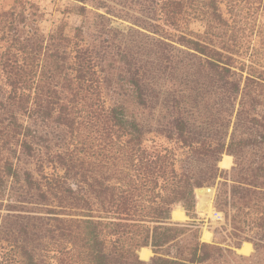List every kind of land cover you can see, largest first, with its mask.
Returning <instances> with one entry per match:
<instances>
[{
    "label": "trees",
    "instance_id": "trees-1",
    "mask_svg": "<svg viewBox=\"0 0 264 264\" xmlns=\"http://www.w3.org/2000/svg\"><path fill=\"white\" fill-rule=\"evenodd\" d=\"M74 1V37L64 23L44 34L30 0L0 11V264H204L222 249L197 241L187 254H158L185 234L174 208L194 218L195 190L215 184L235 248L251 243L257 256L264 66L241 58L244 0ZM90 1L135 28L98 30ZM117 86L151 119L109 102ZM150 132L188 158L179 165Z\"/></svg>",
    "mask_w": 264,
    "mask_h": 264
},
{
    "label": "rangeland",
    "instance_id": "rangeland-1",
    "mask_svg": "<svg viewBox=\"0 0 264 264\" xmlns=\"http://www.w3.org/2000/svg\"><path fill=\"white\" fill-rule=\"evenodd\" d=\"M30 1L37 4L40 8L42 13L40 28L44 34L54 31L58 26L64 23L66 25L65 33L70 37H74L76 34V28L82 25L83 17H80L77 14V9L83 5L80 2L74 0ZM96 1L102 2L103 0ZM14 2L15 0H0V11L8 10L14 5ZM107 4L113 6V4H110L109 2H107ZM86 8L90 12H95L96 14H101L103 16V18L97 20L94 19L96 22L95 26L98 30H102L103 26L104 28L108 27V25L112 27L113 23L122 25V30L114 28L122 32H127L129 29L135 28L130 22L110 15H105L103 9L97 10L96 8L98 7L95 1L87 2ZM237 15L240 31H244L241 44V50L243 52L241 56V58H243L242 60L247 61L248 64V59L251 56L255 62L264 66V0H244L241 7L238 9ZM88 17L94 18L92 17V14H89ZM192 28L199 29L197 24L192 25ZM111 96V101L109 102H112V100L121 102L124 105L128 116H135L141 118L143 121L151 119L149 112L134 105L122 89L118 88L117 90H114ZM147 138L150 140H156L164 146L174 147L176 149L179 165L182 164L181 161L188 158L187 154L183 150L179 149L177 145L166 140L163 136L158 135L155 132L148 133ZM224 156L228 155H223L220 162L224 160ZM228 157H230V163L228 165H220L219 162L218 166L220 168L229 170L232 167L233 157ZM205 188L212 189V192L210 193L207 210L202 211L199 208L201 201L198 194H196V190ZM197 189L195 190L197 203L195 211L191 213L194 218L187 217L180 206H176L173 210L183 212V220H175L172 217V222L180 227L186 228L185 234L179 238V240L163 247L159 251L158 255L166 258H174L180 254H187L189 248L198 241L200 243L209 244L222 249L221 255H218L217 253H215V255L213 254V257L204 264H264V248L257 256L254 253L251 243H249L251 249L248 254L240 252L244 243L240 248H235L234 243L236 241L230 233L231 229L229 227L228 218L224 213L219 212L214 207L217 184L214 186L204 185ZM5 204H7V202L2 203L3 206L0 207L2 209L0 211V216L6 214V208L4 207ZM16 210L23 211L27 209L17 208ZM44 210L45 209L42 208L32 207L29 211H31V213H35L32 215L45 217ZM215 213L218 214V217H216ZM13 214L22 215L20 211L14 212ZM143 249L149 250L151 253L150 256L146 260L140 258V253H138V256L141 260L149 262V260L154 256V253L149 248Z\"/></svg>",
    "mask_w": 264,
    "mask_h": 264
},
{
    "label": "bare ground",
    "instance_id": "bare-ground-1",
    "mask_svg": "<svg viewBox=\"0 0 264 264\" xmlns=\"http://www.w3.org/2000/svg\"><path fill=\"white\" fill-rule=\"evenodd\" d=\"M230 163V157L228 156H224V160L222 162H220V165H228ZM198 196L200 198V208L202 211H206L207 207H208V202H209V197H210V193H208V191H206L205 189H201L198 192ZM172 217L175 220H183L184 219V215L181 211H173L172 212ZM251 246L249 243H244L242 248L240 249V252L243 254H248V252L250 251ZM140 253V258L143 260H146L149 256H150V251L147 249H141Z\"/></svg>",
    "mask_w": 264,
    "mask_h": 264
},
{
    "label": "water",
    "instance_id": "water-1",
    "mask_svg": "<svg viewBox=\"0 0 264 264\" xmlns=\"http://www.w3.org/2000/svg\"><path fill=\"white\" fill-rule=\"evenodd\" d=\"M112 27H113V28H116V29H120V30L123 29V26L120 25V24H118V23H113V24H112ZM199 190H201V189H197V190H196V194H198ZM205 190L208 191V193H211V192H212V189H210V188H205ZM199 208H200V206H199ZM200 209H201V208H200Z\"/></svg>",
    "mask_w": 264,
    "mask_h": 264
},
{
    "label": "built area",
    "instance_id": "built-area-1",
    "mask_svg": "<svg viewBox=\"0 0 264 264\" xmlns=\"http://www.w3.org/2000/svg\"><path fill=\"white\" fill-rule=\"evenodd\" d=\"M215 215H216V217H218V214L217 213H215Z\"/></svg>",
    "mask_w": 264,
    "mask_h": 264
},
{
    "label": "crops",
    "instance_id": "crops-1",
    "mask_svg": "<svg viewBox=\"0 0 264 264\" xmlns=\"http://www.w3.org/2000/svg\"><path fill=\"white\" fill-rule=\"evenodd\" d=\"M183 213V212H182ZM184 215V214H183Z\"/></svg>",
    "mask_w": 264,
    "mask_h": 264
}]
</instances>
